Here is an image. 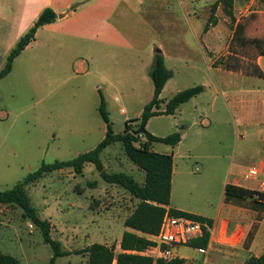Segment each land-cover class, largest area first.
<instances>
[{"label": "rangeland", "instance_id": "obj_1", "mask_svg": "<svg viewBox=\"0 0 264 264\" xmlns=\"http://www.w3.org/2000/svg\"><path fill=\"white\" fill-rule=\"evenodd\" d=\"M124 1L121 10L127 16L122 21L117 15L115 21L130 45L41 32L0 80V191L13 189L43 164L71 161L94 150L107 129L99 111L100 93L114 133H124L128 122L138 131L144 107L154 96L150 71L163 51L173 77L163 90L160 112L180 91L195 86H205V91L175 114L149 120L147 130L154 136L182 135L177 147L153 143L152 150L174 156L173 205L212 217L228 183L264 160V77H253L264 76V56L252 43L264 45V0H236L235 23L220 6L218 24L209 33L204 28L218 0L194 2L195 16L186 13L189 0ZM101 159L109 173L126 172L144 182L145 173L122 143L107 148ZM93 182L97 188L89 186ZM26 192L40 218L55 225L52 238L70 253L56 264H88L89 256L76 252L93 243L107 241L119 254L114 240L125 231V212L138 204L123 188L106 183L92 164L83 175L69 168L45 174L27 185ZM94 200L102 205L96 207ZM0 209V252L21 264H50L54 249L42 228L18 206ZM177 254L198 257L189 259L190 264H205L191 247H179Z\"/></svg>", "mask_w": 264, "mask_h": 264}, {"label": "trees", "instance_id": "obj_2", "mask_svg": "<svg viewBox=\"0 0 264 264\" xmlns=\"http://www.w3.org/2000/svg\"><path fill=\"white\" fill-rule=\"evenodd\" d=\"M222 6L225 14L230 18L231 23L236 22L235 0H218L211 6V13L204 31L208 32L211 26L218 24L216 16L219 7ZM58 19L57 13L52 8H46L39 16L33 27L19 40L16 46L10 52L6 65L0 71V80L5 79L12 71L15 60L27 49L36 39L39 29L55 23ZM242 25L238 26V32L243 33ZM252 43L257 45L261 55L264 56V45L260 41L254 40ZM150 77L154 84V96L152 100L144 107L141 115V128L145 132L141 135H135L131 123L126 124V130L122 134H115L106 111L105 102L102 98L99 107L100 114L106 123L107 133L103 141L92 151L79 155L71 161L53 164H43L36 172L30 174L23 182L18 183L13 189L0 191V207L18 206L23 209L24 217L32 219L33 223L40 226L43 230L44 239L54 249V257L50 264H55L59 257L70 255L63 251L62 244L52 238V227L49 221L40 218L37 210L32 206L31 200L26 192V186L35 184L45 174L60 171L66 168L73 169L76 175H83L84 167L87 164H93L99 171L101 178L109 184L119 186L130 193L132 198L138 201L134 211L125 221V226L141 233L156 236L159 233L163 218L169 210L172 216H186L198 221H206L211 226L213 221L202 216L183 212L170 208L172 198V180L174 173L173 154L157 153L152 150L153 143H163L172 147H177L182 141L180 132H175L166 137H157L151 134L147 129V124L152 117L158 115H173L177 109L197 97L205 91V86H195L185 89L175 94L166 104V110L160 112V106L164 103L161 95L167 82L173 77V72L165 65V58L160 52L156 54L154 65L150 71ZM122 143L128 158L145 173L143 183H140L133 176L126 172H108L101 159L102 153L110 146L116 143ZM90 187L95 188L96 183H90ZM254 192L242 187L228 184L225 188V200L227 202L234 200L242 202L249 200L254 209L264 212V192L258 193V198ZM210 239V233L206 232L204 237L193 240L190 244L193 248H206ZM154 242L146 237L138 236L131 232H125L120 244L122 253L116 254L114 246H107L100 243H94L85 249L76 252L77 254H87L89 264H187L185 259L174 258L166 260L164 258L155 259L153 257L142 256L128 253L129 251L142 252ZM0 264H21L20 261L11 256L0 252ZM245 264H264V254L259 257L249 258Z\"/></svg>", "mask_w": 264, "mask_h": 264}, {"label": "crops", "instance_id": "obj_3", "mask_svg": "<svg viewBox=\"0 0 264 264\" xmlns=\"http://www.w3.org/2000/svg\"><path fill=\"white\" fill-rule=\"evenodd\" d=\"M197 1L198 0H189L186 2L185 9L188 15L195 16L197 12V5H195L194 2ZM124 2V0H0V68H2V66L7 62V58L12 49L33 27L39 16L46 8H52L57 13L58 19L55 23L48 24L39 29L36 38L41 32H46L59 38H72L78 41L103 43L112 46L130 45L129 41H127V36L115 21L117 15L122 17V21L127 16V11L121 10ZM207 33H209V31ZM34 42L31 43L26 50L32 48ZM160 52L163 54L164 58H166L164 52ZM100 95L102 101L103 96L101 93ZM203 124L204 123L201 122V125ZM252 166L260 167L261 175L264 174V160L257 161L252 164ZM175 175L176 170L174 166L172 195L174 193ZM259 180H253L257 182L256 187H250L242 184L241 182L245 180H241L238 184H236V178L228 184L237 185L238 187H242L247 190H254L258 187ZM97 187L98 186L95 188ZM100 201L101 200H94V205L96 207L101 206L102 201ZM170 208L202 216L213 221V232L210 235L209 243L206 248H193L190 245L178 246L174 248L175 257L185 259L187 264H190L188 262L189 259H197L198 257L179 256L177 254V249L179 247L193 248L197 253H199V258H205V264H245L249 258H259L264 254V212L254 209L249 200L242 202L231 200L227 202L224 195V201L222 202L220 210L212 217L200 215L181 207H175L172 200ZM132 212H125L123 221L124 226L125 221L132 214ZM50 224L53 231L55 225L51 222ZM125 232H131L137 234L138 236L146 237L154 242V236L135 231L125 226V231L122 233L121 239L119 240V238H115L114 240L118 246H120ZM103 244L110 246L107 241ZM154 246L155 243L153 246L148 247L142 252L129 251L128 253L153 258H155L153 254L158 253L160 255L159 258H162L157 249L152 250ZM199 249L206 250V253L201 254ZM122 252L123 250L120 249V253Z\"/></svg>", "mask_w": 264, "mask_h": 264}, {"label": "built area", "instance_id": "obj_4", "mask_svg": "<svg viewBox=\"0 0 264 264\" xmlns=\"http://www.w3.org/2000/svg\"><path fill=\"white\" fill-rule=\"evenodd\" d=\"M260 175V167L250 166L243 173L241 178H236V184L241 180H259ZM251 191L255 193L254 196L257 199L258 193L264 192V181L259 180L258 187ZM1 213L0 209V216ZM30 228H33V226L30 225ZM206 232L210 233V235L213 232L212 226L208 222L198 221L186 216H172L168 210L163 218L159 233L153 237L155 246L152 250L157 249L162 258L172 260L176 258L174 255V248L178 246H188L193 240L204 237ZM199 252L205 254L206 250L199 249ZM114 264H116V261Z\"/></svg>", "mask_w": 264, "mask_h": 264}, {"label": "water", "instance_id": "obj_5", "mask_svg": "<svg viewBox=\"0 0 264 264\" xmlns=\"http://www.w3.org/2000/svg\"><path fill=\"white\" fill-rule=\"evenodd\" d=\"M160 53V52H159ZM145 132V128H140L138 131H136L134 134L135 135H141V134H143ZM69 169H71V168H69Z\"/></svg>", "mask_w": 264, "mask_h": 264}]
</instances>
